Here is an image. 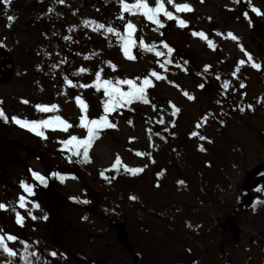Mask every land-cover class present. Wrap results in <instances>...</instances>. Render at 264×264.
<instances>
[{
    "label": "rangeland",
    "instance_id": "1",
    "mask_svg": "<svg viewBox=\"0 0 264 264\" xmlns=\"http://www.w3.org/2000/svg\"><path fill=\"white\" fill-rule=\"evenodd\" d=\"M175 3L190 4L191 10L178 12ZM165 5L188 25L179 27L175 20L161 16L165 26L157 30L142 14L129 13L121 20V6L116 0H65L64 4L58 0H11L10 5L0 0V107L9 117L0 118V202L8 205L0 209V229L19 238L11 243L19 254L12 257L14 264H25L24 241L34 254L29 257L32 264H37L39 255L45 258V264H134L110 226L111 221H122L123 212L129 217V237L144 251L143 264H179L193 257V264H226L229 260L236 264H264V191L258 190L248 199L242 188L252 169L264 164V0H165ZM241 7L248 11L247 17L239 14ZM254 7L260 9L259 14ZM8 16L15 19L9 20ZM84 19L111 24L122 34L126 21L131 20L136 25V45L132 49L136 59L124 55L122 42L115 34L86 27ZM194 31H203L207 38L193 35ZM230 32L242 44L230 38ZM65 36L72 39L65 40ZM140 40L148 45L155 43L162 52L167 50L160 42L166 41L174 51L168 57H157L154 51L144 49ZM209 40L213 43L209 44ZM167 59L173 62L161 67ZM241 59L245 64L239 65ZM108 61L117 65L115 70ZM253 62L261 68H255ZM237 66L240 71L233 76ZM81 67L91 71L78 73ZM101 68L102 77L113 80L139 77L137 83H142L153 69L162 78H152L153 86L147 89L149 102L134 101L109 114V120L117 126L101 129L85 158L82 149L77 155L62 141L71 135H87L80 126L79 117L84 113L75 100L77 95L88 103L89 119L103 114V90L75 86L92 84L95 71ZM65 76L73 85L67 84ZM225 81L229 82L227 89L223 87ZM201 83L204 88L198 87ZM122 87L126 90L128 86ZM25 99L29 103H23ZM37 104L59 107L44 112L35 107ZM173 105L180 109L175 115ZM56 115L72 127L67 131L59 125L55 129L41 127L44 137L11 120L12 116L30 121ZM193 132L198 135H191ZM181 135L192 138L195 156L189 151L185 155ZM231 143L234 148L226 146ZM212 149L221 156L216 157ZM165 154L175 155L181 162L186 156L195 166L211 165L206 159L209 155L217 169L219 184L204 188L210 204H198L191 196L196 192L194 188L177 179L175 172L174 177L171 175L173 199L187 212H180L176 221H168L201 245H193L186 258L174 257L184 254V249L146 242L136 232L137 215H158L152 202V174L156 170L161 180L165 178L166 169H158L157 164ZM117 157L120 163L113 168ZM125 165L143 171L125 173ZM32 170L47 177L46 186L32 177ZM126 174H130L133 184L120 181ZM22 180L35 185L34 195L24 193ZM49 184H54L53 191L62 199L78 203L63 209L61 219L50 207ZM21 194L28 197L25 208L18 204ZM33 201L40 207L35 208ZM17 211L25 217L23 225L16 222ZM29 211L36 219L27 215ZM230 214L238 217L239 240L235 242L229 230L210 245L207 233L215 237ZM53 251L56 256L51 255ZM0 261L6 264L2 250Z\"/></svg>",
    "mask_w": 264,
    "mask_h": 264
},
{
    "label": "snow or ice",
    "instance_id": "2",
    "mask_svg": "<svg viewBox=\"0 0 264 264\" xmlns=\"http://www.w3.org/2000/svg\"><path fill=\"white\" fill-rule=\"evenodd\" d=\"M2 2L5 5H10L11 0H2ZM60 4H64L65 0H58ZM117 3L121 6V11L119 14V18L121 20L125 19V13H129L130 15L134 14H142L148 21L153 22L157 26V30L159 28H163L165 26V22L163 19H161V16L166 17L168 20H175L177 25L179 27H185L188 25V21L185 19L180 18L178 15H175L172 11L168 10L165 5V0H155L154 3H150V0H116ZM171 2V0H169ZM175 9L178 12H184V11H190L191 5L187 3H175L174 5ZM49 11H52V9H49ZM253 11L257 14L260 13L259 8H253ZM247 17V12L244 14ZM9 20H14V16H8ZM211 19V17H209ZM83 25L86 27H92L96 31L104 30L107 34H115L119 40L122 42V50L124 52V55L130 59H136V56L133 54L132 49L136 45V41L134 39V31L136 29V25L131 21L127 20L125 24V32L122 34L120 30H118L116 27L111 26V24H106L103 22H98L97 20H89L84 19L82 21ZM75 27V25H73ZM163 35V33H161ZM193 35L198 37H206V34L203 31H194ZM229 36H231L233 39H236V37L230 32L228 33ZM65 40L72 39L71 36H65ZM140 45L143 46L144 49H146L149 52H155V55L157 57H168L172 54L174 49L166 42L161 41L160 43L163 45V48L166 49V52H162L156 48L155 43L148 45L145 44L143 40H140ZM213 42L209 40V44H212ZM3 45V42H0V46ZM243 47V46H241ZM248 55V60H252V56L250 53ZM88 58V57H86ZM64 61H61L63 63ZM160 63V61H157ZM173 61L171 59H167L163 64H161V67H166L167 64H171ZM108 64L111 66L113 70L116 69L117 65L112 63L111 61H108ZM245 64V60L241 59L239 61V65ZM253 66L257 69L261 68V65L258 63L253 62ZM58 67V65H57ZM210 67V66H206ZM91 70L86 67H81L78 69V73H86L90 72ZM239 66H237L236 71L232 73L233 76H236L237 72H239ZM103 69H99L95 71V79L92 82V84H83V85H75V86H82L84 88L89 87H95L97 91L103 90V96L104 99L102 101L103 103V114L99 115L98 118H88V108L89 105L86 102V100L82 99L81 96L77 95L75 97V100L77 104L79 105L80 109L84 114H82L79 117L80 126L85 128L87 130V135L83 138H80L76 135H71L69 139L63 140L62 144L65 145V147L69 148V150L75 151L77 155L80 154L81 149L83 152V156L85 158H88L89 156V147L93 143L94 139L99 136L100 130L103 128H115L117 125L112 123L109 120V114L118 110L119 107H127L130 106L134 101H143V102H149L148 101V93L147 89L150 86H153V79H161V73L156 71L155 69L151 70L149 75H145L142 78V83H137V80L140 78L137 77L136 79H120L116 78L115 80L111 78H103L102 77ZM65 80L68 85H73V81L71 79H68L67 76H65ZM122 85H127V89L122 87ZM178 86V85H177ZM200 88H204L205 85L201 83L198 85ZM223 87L227 89L229 87V82L225 81ZM241 87H244L243 84H241ZM186 96H188L189 99H194L191 95H189L187 92L184 93ZM23 103H29L28 100H23ZM3 102L0 101V104ZM35 107L38 110H42L44 112H49L51 110H57L58 105L56 104H37ZM155 107V105H153ZM249 108H252V105H248ZM173 108L175 111L173 112V115H175L176 112H179L180 109L176 108L175 105H173ZM0 118H3L4 120H8L9 117L6 115L4 109L0 107ZM204 121L207 122V116H205ZM11 120L14 121L16 124L21 125L22 127L30 129L32 132L37 133L38 135L44 137L45 132L40 130L41 127L45 128H53L55 129L58 125L63 126L62 130L67 131L68 128L72 127V125L67 121L66 119H63L61 116L56 115L49 117L47 119H40V120H27V119H21L17 116H12ZM161 123L163 121L161 120ZM175 122L173 121V124ZM223 123V121H221ZM159 135V133H157ZM191 135L196 136L198 133L193 132ZM201 139H206L205 137L201 136ZM70 146V147H69ZM140 155H145V153H139ZM120 163L119 157H117L116 163L112 165L113 168H116L117 165ZM118 170V169H117ZM125 170L131 173H138L143 171V168H129L127 165H125ZM54 176H59V173H52ZM101 175H104L102 172ZM32 177L39 181L41 185H47V177L43 174H41L39 171L32 170ZM63 179V176L60 177ZM180 183H183V181H180ZM21 186L24 190V193H28L29 195H34V184L21 181ZM259 190L264 191V187H261ZM132 199H136L135 196L131 197ZM28 197L24 194H21L18 199V204L20 208H25L27 206ZM72 199H76V197H73ZM87 203L88 201H84ZM33 206L35 208H39L40 204L33 201ZM255 207V206H254ZM8 205L5 203L0 202V209H7ZM28 216H31L32 219H36V217L32 214L31 211L27 213ZM47 218L46 216L44 217ZM16 222L20 225H23L25 217L22 215L19 211L16 212L15 215ZM19 238L16 235H13L11 233L5 234L2 229H0V250H2L4 253L7 254L8 257H17L19 254L15 250L13 246H11V243H14ZM29 243L27 241H24V253L23 258L25 261V264H32V262L29 260V257L33 256L34 254L29 251ZM52 256H56L57 253L53 251L51 253ZM6 264H12L11 260L6 261Z\"/></svg>",
    "mask_w": 264,
    "mask_h": 264
},
{
    "label": "trees",
    "instance_id": "3",
    "mask_svg": "<svg viewBox=\"0 0 264 264\" xmlns=\"http://www.w3.org/2000/svg\"><path fill=\"white\" fill-rule=\"evenodd\" d=\"M240 6L244 7L245 3H242ZM242 7L239 10V14L241 16L243 15V17H246L244 14L245 12L248 13V11ZM230 38L232 37L230 36ZM233 40H235L238 44H242L241 40L238 37H236V39H233ZM190 70L193 71L192 68ZM179 141L182 144V146H184L183 152L185 153V155H188L187 151H189L195 156V152L192 150L194 146V142L192 138L187 137L185 135H181L179 136ZM232 143L230 145L227 144L226 146L230 148L231 147L234 148ZM212 153L216 157L221 156L218 153V151H216L215 149H212ZM222 156L225 157V154L222 153ZM207 157L208 158L206 159L211 163V165H206V164L203 165L199 163L197 164V166H195L193 162H190V163L188 162L189 160L187 159L186 156L181 162L179 158H177L175 155L169 156L168 154H165L162 162L159 161L157 163L160 167L158 169L160 170L166 169L167 173H166L165 178L161 180L160 177L157 176L156 170L154 171V175L152 174V177H153L152 189L155 191L152 196V202L155 203L157 206L158 215L154 216V215L146 214L143 217L137 215L136 216L137 218H135L136 232L140 236L141 235L143 236L144 241L149 242V243H151L152 241H157L164 245L166 244L168 246H172V247L174 246L173 248L176 250L177 249L185 250L184 254L182 255L178 254V255H175L174 257L181 256L182 258L183 257L186 258V253L188 255V251L193 248V245L197 248L200 247L201 245L199 244V241L195 240L193 237H190L189 235L183 234L181 231L178 230V228L175 225H173L172 222L171 223L169 222L170 221L169 219H171V221L178 220V216L181 215L180 212L182 213L187 212V209L180 202H178L176 199H173L174 195L172 193L171 187L169 186V181L170 180L172 181V177L175 176L174 175V172H175L176 175L179 176L178 178L176 177L177 179L180 178V180H184L185 182L188 183L191 189L194 188L193 190L196 191L195 194L190 193L191 196L196 199L194 201H196L198 204H203V202L210 204L211 199L204 192V188L208 186H212V183H214L215 185L219 184V181L218 179L216 180L217 169L213 165L215 164V161H213V158L211 156L208 155ZM125 173H129V172H125ZM129 176L130 174L122 175V178L120 179V181L128 185L133 184L134 181ZM49 185L51 187L49 191H47V196H48L47 198H48L50 207L54 210V214L57 215V217L61 219L63 216L62 213H64L63 209L65 210V208L74 206L78 203L77 201H74L71 199H62L58 193L53 191L54 190L53 187H55L54 184H49ZM166 189L167 190L169 189V190L165 193L164 190ZM144 198L148 200L146 196H144ZM161 198L163 199L160 200ZM124 213L125 212L122 213L123 215L121 219L125 224L126 223L128 224L129 217ZM196 214L197 212L194 211V215ZM161 216L163 217L166 216L168 219L167 220L163 219L161 218ZM197 216L201 217L202 215H197ZM114 232H115L114 235L118 239L116 230H114ZM145 235H148L150 238H146ZM201 240H203V238H201ZM138 249L140 252L144 253V251L141 248H138ZM8 260H11L12 264H14L15 258L9 259V257L6 254V261ZM44 260L45 258L42 255H39L37 264H45ZM0 264H3V262L0 261ZM47 264H50V263H47Z\"/></svg>",
    "mask_w": 264,
    "mask_h": 264
},
{
    "label": "water",
    "instance_id": "4",
    "mask_svg": "<svg viewBox=\"0 0 264 264\" xmlns=\"http://www.w3.org/2000/svg\"><path fill=\"white\" fill-rule=\"evenodd\" d=\"M262 179H264V164L257 166L250 172L249 176L247 177L244 183L245 189L249 190V189L256 188L260 184ZM228 222L234 229V238L238 239L239 234H240L239 226L233 221V219H228ZM111 225L118 230L119 239L122 242V244L129 250L131 255L134 257L135 264H142L141 263L142 255L141 253L134 250V247L126 232L125 225L121 222L117 223L115 221H111ZM229 264H232V263H229Z\"/></svg>",
    "mask_w": 264,
    "mask_h": 264
},
{
    "label": "flooded vegetation",
    "instance_id": "5",
    "mask_svg": "<svg viewBox=\"0 0 264 264\" xmlns=\"http://www.w3.org/2000/svg\"><path fill=\"white\" fill-rule=\"evenodd\" d=\"M262 186H264V181H262L261 185H260L258 188L254 189V190H251V191L249 192V197H251L252 194L257 193V191H258ZM263 217H264V216H263ZM208 229H209V228H208ZM220 229H221V232L216 233V236H215V237L212 236V235L209 236V233H207V236H209L208 238H210L212 241H214V240L216 241V240L221 239L222 237H224L225 234H227V233L229 234V230H230V231L232 230V229L230 228V226H227L225 223H222V224H221ZM217 236H218V237H217ZM227 258L229 259V258H230V255H227Z\"/></svg>",
    "mask_w": 264,
    "mask_h": 264
}]
</instances>
